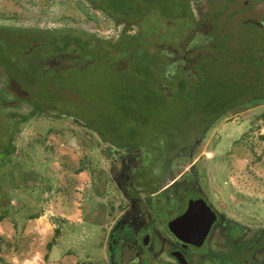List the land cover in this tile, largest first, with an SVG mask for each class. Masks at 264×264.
<instances>
[{
    "label": "rangeland",
    "instance_id": "374dc122",
    "mask_svg": "<svg viewBox=\"0 0 264 264\" xmlns=\"http://www.w3.org/2000/svg\"><path fill=\"white\" fill-rule=\"evenodd\" d=\"M188 1L201 25L193 37L185 36L184 52L200 48L184 61L173 47L160 46L172 60L166 68L169 77L182 62L191 75L196 57L211 52L215 36L232 47L243 45L247 34L253 35L249 40L260 37L252 23L264 19L263 2ZM1 26L71 29L112 43L125 30L87 0H0ZM138 32L134 24L127 28L128 34ZM259 43L264 47L263 40ZM248 44V55L253 57L246 65H225L222 56L218 64L208 63V57L199 64L219 88L225 75H230L225 72L233 73L230 86L236 100L244 92L255 95L264 89V48L253 55L254 43ZM35 50L34 56L19 54L12 69V76L23 82L0 69V93L6 99L0 100V218L7 216L17 231L13 240L1 242L0 264H11L9 256L23 259L32 252L43 253L47 264H113L110 235L127 217L130 203L112 171L121 169L124 155L138 153L145 169L152 171L153 181L146 186L132 182L129 191L136 190L143 210L141 203L151 198L154 218L158 200L169 195L166 191L172 188L166 186L173 178L197 182L227 219L247 230L244 240L264 230V98L231 109L206 127L199 117L190 116L183 99L160 91L138 59L126 56L116 67L112 59L72 65L65 54L45 58L53 55L52 46ZM18 51L16 45L8 48L10 55ZM52 64L63 70L41 69ZM20 89L36 102L23 99L28 96ZM174 138L180 146L174 147ZM172 147L169 156L167 148ZM156 176L162 180L158 186ZM27 183L35 188L23 189ZM183 190L182 185L178 195ZM8 193L14 194L11 203L5 201ZM165 204L174 212L184 206L175 201ZM34 214L45 216L44 237L21 234ZM163 217L167 222L169 216Z\"/></svg>",
    "mask_w": 264,
    "mask_h": 264
},
{
    "label": "trees",
    "instance_id": "16d2710c",
    "mask_svg": "<svg viewBox=\"0 0 264 264\" xmlns=\"http://www.w3.org/2000/svg\"><path fill=\"white\" fill-rule=\"evenodd\" d=\"M87 1L95 9L101 10L113 18L117 24L125 27L124 33L118 42L112 43L111 41L97 40L94 35L71 29L48 30L1 26L0 69H4L15 80L23 82L22 79L12 76L15 75L12 74V69L13 67L16 69V59H18L19 54L24 57L34 56L35 49L39 46H52L54 48L53 55L45 58L65 54L68 57L64 59L72 60V65L79 62L85 65V63H90L96 59L108 61L112 59V65L116 67V63H119L124 57L128 56L130 60H139V67L147 72L149 80L159 86L160 91L167 95L171 94L178 99H183L182 102H186L188 105L190 116L196 115L199 117V120L203 121L202 123H207L206 127L209 126L210 122L213 123L226 115L231 109L240 107L258 98H264V89H262L261 91H256L255 95L244 92L243 98L236 100L235 91L230 86L233 73H229V70L225 72L230 75H225L222 80L223 82H220L221 87L219 88L207 78L206 73L202 72V68H199V64L203 63L205 58H209L207 60L208 63L216 64L218 61H221L220 56L224 58L225 65L231 67L246 65L253 57L250 58L248 55V51H250L248 43L252 41L254 46H261L258 40L248 39V37L250 38L253 35L247 34V41L243 45L239 42V45L237 44L236 47L230 46L227 40L214 35V45L211 47V52L203 53L201 56L196 57L194 64L190 67L191 75L186 72L187 66L183 67L182 62V64L177 66L175 75L169 77V75H166V68L171 64L172 60L169 59L160 46L167 44L169 47H173L176 50L177 57L183 58L182 60L184 61L190 59V54L198 51L200 48L197 46L194 49L195 51L190 54L184 52L183 41L187 39L185 36L188 34V38L189 36L193 37L194 31L200 30L201 25L197 21L188 0ZM131 24L139 27L138 33L134 35L127 33V28ZM223 31L227 32L228 30L224 29ZM11 45H16V50H19L18 53L14 55L9 54L8 48ZM40 61L38 60L35 63L36 66L34 68L36 70ZM41 69H44L46 72L63 70L61 67L53 64ZM151 69L154 72H151ZM257 71L263 74L262 69H258ZM214 82H216V79ZM24 92V95L28 97H22L23 99H30V101L36 102L35 97L31 96L26 90ZM0 100H6L1 96V93ZM174 143V147L181 145L175 138ZM174 147L167 148L169 156ZM154 152L163 155L159 149H154ZM156 177V181L161 180V176ZM145 180L146 182L153 181L152 172H150L149 178ZM58 232L59 230L57 229L55 234H58Z\"/></svg>",
    "mask_w": 264,
    "mask_h": 264
},
{
    "label": "flooded vegetation",
    "instance_id": "af4514ba",
    "mask_svg": "<svg viewBox=\"0 0 264 264\" xmlns=\"http://www.w3.org/2000/svg\"><path fill=\"white\" fill-rule=\"evenodd\" d=\"M258 2L264 3V0H258ZM252 24L256 27L255 31L258 30V34L263 33L260 37L253 39L264 42V19L261 22L253 21ZM254 47L253 55L264 48L262 45ZM249 48L251 49L250 46ZM145 167L138 153L136 157L124 155L121 169L112 171L113 180L125 192L130 203V212L127 217L116 225L110 235L109 252L113 264H264V230L244 240L247 230L238 222L227 219L210 202L197 182H180L172 178L166 186L172 188L166 191L169 195L158 200L154 213L156 218L153 217L149 207L153 204L150 197L145 201V205L141 203L145 210L141 209L138 206L141 197L136 194V190L129 191V188L132 182L140 184L142 182L143 186L149 183L145 179L149 178L152 171L146 170ZM161 182L162 180H157L155 185L158 186ZM182 185L184 190L181 195H178ZM194 196L205 199L215 212V216L204 210L197 211L195 215L187 217L180 226L175 228L186 239L193 241L197 240V237L199 239L211 223L202 244L182 240L170 228L171 222L188 210ZM170 201L178 204L182 202L184 206L180 211L175 209L176 212H174L169 206L166 207L165 203ZM198 209L200 210L199 207ZM165 215L169 216L167 222L163 217ZM179 259L183 263L179 262Z\"/></svg>",
    "mask_w": 264,
    "mask_h": 264
},
{
    "label": "crops",
    "instance_id": "0c3cea01",
    "mask_svg": "<svg viewBox=\"0 0 264 264\" xmlns=\"http://www.w3.org/2000/svg\"><path fill=\"white\" fill-rule=\"evenodd\" d=\"M28 184V183H27ZM24 186L23 189H31L33 190L35 188V184H28L26 186L25 185H22ZM21 191H26L27 190H22ZM14 194H6L5 196V201L7 203H11L12 201V197ZM13 202V201H12ZM62 216L65 218H68L70 217L69 215L67 216H64L62 214ZM71 218V217H70ZM68 218V219H70ZM0 245H1V242L2 241H8V240H13V238L15 237V235H17V231L15 230V227L13 225V228L10 227V222H9V219L7 218V216H3L0 218ZM45 219V216H43L42 214L39 215H30L28 218H27V227L25 229L22 230V235H31V232L32 234H35L36 236H39V237H44L45 234H46V222L43 221ZM13 232H14V235H13ZM56 247V246H55ZM55 251H53V253H55ZM8 255V254H7ZM9 262L11 264H47L45 263L44 261V258H45V255L42 253H39L38 255H34V253L32 252V254H30L29 256H25L23 259H19V258H15L13 256H9Z\"/></svg>",
    "mask_w": 264,
    "mask_h": 264
},
{
    "label": "water",
    "instance_id": "95a60500",
    "mask_svg": "<svg viewBox=\"0 0 264 264\" xmlns=\"http://www.w3.org/2000/svg\"><path fill=\"white\" fill-rule=\"evenodd\" d=\"M198 207L200 208V210L198 209ZM204 210L205 212H210L215 216V212L211 209V207L207 204L206 200L203 199L201 196H194L189 204V208L188 210L181 215L180 217H178L177 219H175L174 221L171 222L170 224V228L171 230L182 240H185L187 242H193L195 244H202L203 240H205L207 234H208V230L210 228L211 223L207 226V230L205 233H203L202 235H200V238L198 239V237L196 238L197 240H193L191 241L190 239H186L181 232H178V230L175 228V226H180L182 224V222H184L186 220L187 217L193 216L197 213V211H201ZM198 215V214H197ZM179 262L183 263V261L181 259H179Z\"/></svg>",
    "mask_w": 264,
    "mask_h": 264
}]
</instances>
